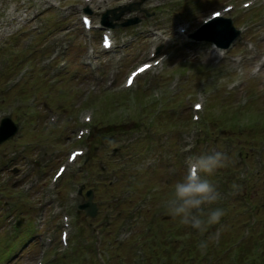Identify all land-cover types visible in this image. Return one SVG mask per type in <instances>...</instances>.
Returning a JSON list of instances; mask_svg holds the SVG:
<instances>
[{"label": "rangeland", "instance_id": "obj_1", "mask_svg": "<svg viewBox=\"0 0 264 264\" xmlns=\"http://www.w3.org/2000/svg\"><path fill=\"white\" fill-rule=\"evenodd\" d=\"M188 1L143 0L142 7L154 15L140 14V23L113 32V48L105 52L98 44L99 32L83 31L79 16L87 6L97 24L101 12L115 7L118 0L89 4L83 0H0V111H8L20 124L18 135L0 145V264H44L47 258L52 261L49 264H74L77 257H66L67 263L61 257L73 254L70 247L82 264H264V0ZM246 1L252 2L251 8L241 11ZM226 4L233 5L225 17L235 27L241 16L248 20L244 32L227 49L203 53L202 46L183 43L210 10ZM180 25L186 27L182 34L175 29ZM67 28L72 31L66 30L68 34L59 38L58 33ZM152 47H161L163 61L136 79L129 90L137 91L138 105H133L125 93L117 92L125 90L121 83L126 72L146 61ZM55 50L60 52L57 59ZM108 79L113 81L111 86L106 85ZM254 88L262 102L252 97L246 104L237 103L253 95ZM140 90L165 103L149 107ZM204 98L199 116L206 123L203 133L212 138L203 137L194 126L191 136L200 133L191 139L193 149H198L195 154L221 150L231 157L228 167L210 178L223 195L217 206L226 210V216L222 226L212 227L201 237L168 216L164 201L171 185L187 172V159L177 158L187 130L179 145L178 134L171 133L177 130V120L190 121L191 103ZM81 106H89L95 115L81 112ZM139 106L145 125L154 133H162L159 122L167 121L163 134L173 148L164 143L155 151L150 144L147 150V139L159 143L164 137L144 136L137 143L139 157L120 159L119 147L129 136L115 141L122 132L117 124L139 120ZM76 110L82 122L83 116H90V122L84 123L96 125L91 128L93 137L86 141L88 151L77 145V130H70ZM52 112L60 118L49 119ZM106 124L114 125L109 129L112 133L105 129L101 139ZM54 128L57 131H50ZM77 148L86 153L92 149L89 163L75 164L77 169L72 167L56 180V200L64 206L66 193L75 184L85 185L84 190H93L98 205L92 218L76 214L73 208H61L51 199L53 174L67 153ZM41 168L45 169L40 172ZM130 177H135V185L129 200L121 203L118 191L129 186ZM135 203L139 209H134ZM20 217L23 223L18 231L14 223ZM36 218L41 219L43 230L35 225ZM61 230L68 232L67 243L62 244L65 252L58 242ZM212 230L213 239L218 240L201 248L200 241L207 240ZM44 231L56 232L57 239L49 251L37 252ZM56 252L60 256L53 261Z\"/></svg>", "mask_w": 264, "mask_h": 264}, {"label": "clouds", "instance_id": "obj_2", "mask_svg": "<svg viewBox=\"0 0 264 264\" xmlns=\"http://www.w3.org/2000/svg\"><path fill=\"white\" fill-rule=\"evenodd\" d=\"M229 163V156L221 150L188 156L186 174L171 185L164 201L167 215L201 234L214 226H222L226 210L217 205L223 200V195L210 178L228 167ZM212 239L209 236L207 240H201L199 246L206 248Z\"/></svg>", "mask_w": 264, "mask_h": 264}, {"label": "water", "instance_id": "obj_3", "mask_svg": "<svg viewBox=\"0 0 264 264\" xmlns=\"http://www.w3.org/2000/svg\"><path fill=\"white\" fill-rule=\"evenodd\" d=\"M104 22H105L107 25L110 24V20H109V19L106 20V19L104 18ZM3 127H4V126L1 127V129L3 130V132H2V130L0 131V133H1V134H0V139H3V138H4V137H2V136H3L4 132H5V127H4V128H3ZM2 133H3V134H2ZM85 210H86L87 213L90 214V212H89L90 208H88V209L86 208Z\"/></svg>", "mask_w": 264, "mask_h": 264}, {"label": "snow or ice", "instance_id": "obj_4", "mask_svg": "<svg viewBox=\"0 0 264 264\" xmlns=\"http://www.w3.org/2000/svg\"><path fill=\"white\" fill-rule=\"evenodd\" d=\"M141 71H143V69H142ZM131 83H132V81H131V80H129V84H131Z\"/></svg>", "mask_w": 264, "mask_h": 264}, {"label": "trees", "instance_id": "obj_5", "mask_svg": "<svg viewBox=\"0 0 264 264\" xmlns=\"http://www.w3.org/2000/svg\"><path fill=\"white\" fill-rule=\"evenodd\" d=\"M106 104H107V103H106ZM106 127H107V129H108V128H110V127H109V125H108V126H106Z\"/></svg>", "mask_w": 264, "mask_h": 264}, {"label": "bare ground", "instance_id": "obj_6", "mask_svg": "<svg viewBox=\"0 0 264 264\" xmlns=\"http://www.w3.org/2000/svg\"><path fill=\"white\" fill-rule=\"evenodd\" d=\"M137 77V76H136Z\"/></svg>", "mask_w": 264, "mask_h": 264}]
</instances>
